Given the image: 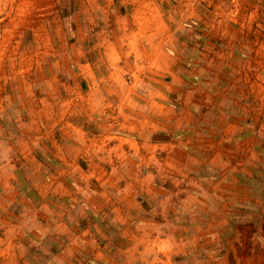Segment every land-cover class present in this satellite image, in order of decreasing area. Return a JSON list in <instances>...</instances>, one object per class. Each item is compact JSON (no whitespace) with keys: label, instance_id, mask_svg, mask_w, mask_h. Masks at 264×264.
<instances>
[{"label":"rangeland","instance_id":"374dc122","mask_svg":"<svg viewBox=\"0 0 264 264\" xmlns=\"http://www.w3.org/2000/svg\"><path fill=\"white\" fill-rule=\"evenodd\" d=\"M86 34L92 42L95 36L99 43L118 40L122 52H136L113 63L126 97L145 73L130 65L145 66L149 53H137L146 49L155 53L151 65L168 56L195 61L194 67L184 64L191 74L184 80L191 83L199 73L205 116L216 113L218 96L261 106L264 116V0H0V264H264L262 120L254 125L259 130L245 135L154 131L151 150L141 155L151 159L156 190L148 204L135 187L139 213L127 224L111 221L115 204L104 201L111 189L100 185L122 172L118 162L126 155L117 158L115 139L97 148L98 167L55 163L62 161L55 153L62 156L69 142L41 115L63 89L48 80L69 75L48 71L47 63L62 61L65 47L75 40L80 46ZM37 62L44 69L33 70ZM60 95L57 102H63ZM170 137L173 151L184 152L167 159L165 145L155 140ZM206 150L212 165L193 170L196 160L210 157ZM178 158L193 172L171 167L168 161ZM143 159L135 160L138 167Z\"/></svg>","mask_w":264,"mask_h":264},{"label":"crops","instance_id":"0c3cea01","mask_svg":"<svg viewBox=\"0 0 264 264\" xmlns=\"http://www.w3.org/2000/svg\"><path fill=\"white\" fill-rule=\"evenodd\" d=\"M69 18H71L70 15ZM99 38L95 36L96 41L92 42V39L86 34L85 37L79 38L80 46L75 45L77 43V40H75V42L69 43L70 46L65 47L62 52V61L47 63L46 69L48 71L54 70L53 72H55L57 69H62L68 72L69 79L61 81L51 77L48 80L47 84L51 83L52 86L62 87L63 89L56 90L57 95L53 96L54 105H49V112L46 116L41 115V119L48 120L49 123L53 124L52 130L55 135L65 134L69 145L63 146L62 156L59 152L58 154L55 153L57 159H62V161L57 160L55 163L65 161L71 168L74 165L78 167L79 161L85 164V168L98 167L94 162V158H98V155H96L97 148L101 149L105 139H115L111 143L119 149L116 153L117 158L120 157V154L126 155L123 156L125 160L117 161L123 166L122 172L119 173V177L116 176L117 178H104L100 185L111 189L112 197L107 194L104 196L105 206L115 204V207L110 209L111 221L115 222L114 225L116 223L127 224L132 217L135 221L139 213H137L135 207L137 205V201L134 199L136 196L135 187L142 192L138 193L143 194L144 197L146 196L145 202H148V204L152 197L151 190H156L152 183L154 175L149 170L152 166L151 159H149L151 156L148 161L145 160V154L149 153L152 147L154 131L163 130V135L162 133L160 135L165 136V131L170 133L176 130H204L207 128L206 130H231L230 133H235L233 131L237 130V133L245 135L249 130H259L254 125L259 120H262L261 124L263 125L264 116L261 114V106L256 107L253 105V107H249V104H251L249 102H245V104L242 102L240 105L233 98L223 96H218L215 105H213L216 113L212 116H210L211 113L205 116V112H202V105L207 104H204L206 99L199 90L201 87L199 85V81H201L198 76L199 73L196 70L192 71L194 80H189L191 83H188L184 79L191 74L184 66L186 62L183 64L182 58L168 56V58L165 57V62L159 60L151 65L155 53L152 52L153 50L146 49H142L143 52L138 49L137 54H144L145 56L149 53L147 64L141 67L138 64H135V66L130 65V68L133 67L131 70L140 71L143 67L145 73L139 80L140 84L135 82L131 86V90L128 88V97H126L120 93L122 91L119 88L121 84L115 80L114 71L119 70L113 66V63L121 61L120 55L122 53L135 55L136 52L134 50H128L127 52L123 50L122 52L121 49L123 48L119 46L118 40L107 41V44H105L104 40L99 43ZM35 53L39 54V51ZM193 63H195L194 60L191 65L186 64L192 67ZM22 65H24V62L19 67ZM45 65L39 66L37 62L33 70L44 69ZM121 68L119 67L120 70H122ZM59 83H62V85ZM126 86L123 85L122 87L125 88ZM140 88L143 91L144 88L147 89L146 92L148 93L139 90ZM60 93L63 94V102H57V99L61 97ZM157 96L158 99L153 98ZM46 105L48 106V103ZM223 111L225 112L223 113ZM224 118L228 122H223L225 125L222 127L223 123H219ZM219 125L221 127H218ZM263 129L264 126L261 130ZM192 132L194 133L192 136H198L195 131ZM226 133L227 131H225ZM155 142L162 146L165 145V158L167 159H170L171 155L169 154L184 152L182 147L173 151L172 146L174 144L171 137L166 141L165 139H159ZM90 145L95 146V148H89ZM142 149L145 151L143 155H141ZM205 152L210 157L196 160L195 162H198V164L193 170H198L199 165H202L201 168L212 165L213 157L210 153L214 150L212 149L211 152L206 150ZM131 155L135 157H131ZM141 157H144V159ZM136 159L137 161L144 160L142 164L138 163V165L141 164L140 167L136 165ZM168 162L171 167L179 170L189 167L188 161L179 158ZM142 167L144 172L141 177ZM193 170L188 168L189 173ZM178 174L180 173L178 172ZM126 178L128 179L127 182L125 181ZM180 181L181 179L177 181V184ZM119 185H124V188H120ZM120 206L121 210L123 206L124 209H127L126 213H120ZM121 232L122 235H127L125 228ZM97 257L103 261L107 260L103 253H97Z\"/></svg>","mask_w":264,"mask_h":264}]
</instances>
